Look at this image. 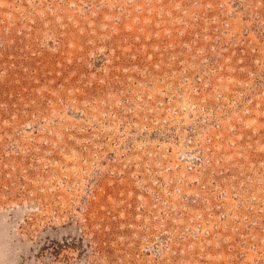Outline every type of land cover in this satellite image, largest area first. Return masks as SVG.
Masks as SVG:
<instances>
[{"label":"rangeland","instance_id":"1","mask_svg":"<svg viewBox=\"0 0 264 264\" xmlns=\"http://www.w3.org/2000/svg\"><path fill=\"white\" fill-rule=\"evenodd\" d=\"M194 145L260 190L264 0H0V264H192Z\"/></svg>","mask_w":264,"mask_h":264},{"label":"built area","instance_id":"2","mask_svg":"<svg viewBox=\"0 0 264 264\" xmlns=\"http://www.w3.org/2000/svg\"><path fill=\"white\" fill-rule=\"evenodd\" d=\"M178 156L190 170L211 175L209 180L200 183L206 190L202 197L204 211L193 214L194 225L187 229L182 226L176 234L178 245L185 238L200 240L192 264H264V179L260 178L262 186L254 192L251 188L257 185L247 170L256 169L231 163L223 152L219 157L229 163L210 172L207 165L213 163L215 155L202 146L194 145ZM227 172L230 173L224 175ZM191 247V243L185 247L181 244L178 250L164 246L155 252L176 253L184 249L189 251Z\"/></svg>","mask_w":264,"mask_h":264},{"label":"bare ground","instance_id":"3","mask_svg":"<svg viewBox=\"0 0 264 264\" xmlns=\"http://www.w3.org/2000/svg\"><path fill=\"white\" fill-rule=\"evenodd\" d=\"M260 179V177L258 175H256V180L255 181H258Z\"/></svg>","mask_w":264,"mask_h":264}]
</instances>
